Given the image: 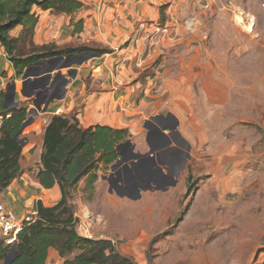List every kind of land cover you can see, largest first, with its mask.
Here are the masks:
<instances>
[{
  "label": "rangeland",
  "instance_id": "1",
  "mask_svg": "<svg viewBox=\"0 0 264 264\" xmlns=\"http://www.w3.org/2000/svg\"><path fill=\"white\" fill-rule=\"evenodd\" d=\"M196 1L208 12L199 16L201 20L207 17L206 22L197 21L191 26L190 18L200 12L196 7L192 9L195 14H184L185 18L180 19L177 26H166L167 6H160L157 23L136 24L127 39L113 48L115 63L112 71L103 67L108 56L93 58L76 67L79 77L75 96L79 97V103L70 114L79 115L86 106L93 109V101L110 92V79L117 80L119 73L126 70V79L116 85L123 87V93H120L123 100L136 104L145 99L166 100L169 95L167 85L173 86L174 83L178 84L177 96H182V82H190L188 90L191 94L187 92L186 95L197 105V110L202 113V123L209 128L211 135L216 133L217 136V141H207L202 148L198 147L189 163L187 181V172H184L177 191L143 192L145 197L155 193L164 199L172 198L171 204L165 205L164 213L156 211L143 217L142 213L131 208L132 213L113 216L114 210L108 208L106 214L113 220L110 225L113 230L95 220L94 234L111 233L118 250L136 264H263L264 0H219L220 10L224 13L221 17L223 25L233 22L242 36L232 29L215 27L217 13L214 16L210 13L215 10L212 0ZM205 27L208 30L203 31ZM194 34L201 39L195 44L200 46L204 42L200 52L190 48L195 47L189 40ZM192 57L201 60L192 63V76H188L181 69V59ZM178 67L182 71L180 76L176 74ZM212 68L228 73L231 86L226 85L227 92L208 94L207 98V94L200 92L201 84L194 81L197 79L194 73ZM215 96L219 99L211 100ZM99 110L103 119V109ZM221 143L224 152H215L216 144ZM229 150L233 151L229 153ZM114 163L101 164L97 170L98 179L102 173L105 179L113 174L111 167ZM228 177L233 178L230 190H222L221 180ZM88 184L86 178L81 187L87 188ZM115 188L113 196L120 197ZM95 193L94 197L99 199L106 192L100 189ZM199 202H204V206ZM203 207L206 212L201 211ZM217 210L222 212L221 216L216 214ZM3 244L7 246L6 243L0 246ZM77 253L76 248L69 257L73 258ZM63 259L59 262H64ZM4 263L5 260L0 259V264Z\"/></svg>",
  "mask_w": 264,
  "mask_h": 264
},
{
  "label": "crops",
  "instance_id": "2",
  "mask_svg": "<svg viewBox=\"0 0 264 264\" xmlns=\"http://www.w3.org/2000/svg\"><path fill=\"white\" fill-rule=\"evenodd\" d=\"M81 1L85 4L84 8L73 15L53 14L50 10H42L41 8L35 6L34 11L39 15V23L35 31V43L37 45L54 43L58 46H65L78 45L72 42L79 41L83 42L79 44L108 45L106 47L113 49L116 45L127 39L136 24H141L143 22L149 24V21L157 23L160 17V6L164 5L167 6L166 12L168 15L166 26H177L179 24V20L185 18L184 14L191 16L194 13L192 9H195L196 7H199L200 12L198 14L194 13L196 16L192 15L191 18L189 17L192 22L191 26L196 25L197 21L206 22L208 20L207 17H205L204 20L199 18V16H201L200 14L206 15L208 12L203 10L202 6L200 7L196 0ZM212 1L215 10L210 13L214 16L216 13L218 14L217 10H220L219 3L221 4V2H219V0ZM217 14L215 16L216 28L219 27L220 30H223V28H227L229 30L232 29L236 31L238 36H242L240 29L234 26L233 22H228L229 24L223 25L224 21L221 20V17L224 14L223 11L220 10L219 15ZM80 19L84 21V25L83 30L78 32L75 31L76 28L73 24V20L77 22ZM250 26L251 24L249 27ZM21 29L22 27H17L14 34L18 35ZM202 30L204 31L208 29L205 27ZM205 35L207 36V34ZM199 37L200 36H195L194 34V36L190 37L189 40L195 44L198 40L201 42ZM249 39H251V34H249ZM171 41H174V38H172ZM203 41L206 42L205 36ZM203 44L204 42L201 43L200 46L195 44V47L190 48L193 51L200 52L199 49L203 46ZM106 56L109 58L105 60L103 67L106 70L109 69L112 71L115 63V57H113L112 53L104 54L100 57L97 56L95 58L102 59ZM181 60V69L186 72H184L186 75L192 76V63H196L197 60L200 61L201 59L192 57L186 58V60ZM74 67L76 68L77 66ZM167 70L168 69H166V72ZM67 71V69H64L63 73H66ZM176 74L179 76L182 74L179 67L177 68ZM22 76L23 75L18 76L13 62L8 56L4 46L0 43V100L2 102L7 86L10 83L15 82L17 92L15 101L21 102L20 106L27 107L29 112V110L33 108L34 103L33 98H27L21 92L23 89ZM126 76L127 72L126 70H123L119 73V78L117 80L115 78H111L110 85H112V88L109 90L110 92L107 93L106 97L101 98L98 101H93L95 104L92 105L93 109H88V106L83 107L81 109V114L78 115L80 122L83 127L100 124L118 129H127L130 134L129 140L131 141V145H133V147L135 146L134 152L142 154L151 153V157L154 156L155 158L157 154L164 155V165L159 164L158 161L156 167H164V170H166L165 172H167L168 169L175 170L174 177L178 182L176 186H172L169 189H159L153 191L157 192L166 190L163 191L166 193H168L170 189L177 191L180 178L184 172H187V181L189 163L193 161L192 159L195 157L196 150L202 148L204 146V142L206 143L207 141L213 140L217 141L216 133L215 136L211 135L209 128L202 123V113L199 112V109L197 110V105L186 95L187 92H190L189 94H191V91L188 90L189 87L191 88L190 82H182L184 83L182 84L184 94L182 96H177L176 87L178 84L174 83L173 86L171 84L167 85V92H169V95L166 100L145 99L136 104L129 101L127 102L125 99L123 100V95H120V93H123V87L116 85V83L122 84L126 79ZM78 77L79 72L77 77L68 86L69 90L65 99L53 101L47 112L40 113L35 116L33 123L27 126L22 133V138H25L26 140V144L23 146V164L25 172L22 176L15 179L2 192L5 204L17 214L18 218L26 219L27 216H33L35 218L37 215L36 204L38 201H42L45 206H54L62 198V192L58 185L52 188H45L39 183L36 176L42 162L45 127L53 115L70 114L79 103V97L75 96ZM194 77L197 78L194 81L201 84L200 92L207 94V98L208 94L211 96H213L212 94L218 92L223 94L227 92L226 85L231 86L229 74L220 68L206 69L204 72H195ZM216 99L218 100L219 97H211V100ZM99 109H103L105 115L103 119L100 118ZM153 118L157 119L153 120ZM149 123L159 129H161L165 124L171 127L176 126V129H174L173 135H171L167 129L163 130V133L165 134L164 136L167 138L162 137L161 145H158L157 136L149 135ZM219 141L221 142L222 139ZM223 150L224 147L222 143L218 145L216 144L215 152L221 153L224 152ZM232 151L233 150H229V153ZM215 152H212V154ZM219 162L221 163L222 160ZM126 163L128 162H124L121 167L126 166ZM156 167L153 166L152 168L155 169ZM223 169L224 168L222 167L221 171ZM104 176L105 174H100L99 179L95 181V185L93 184V187L87 188L81 187L86 178L82 179L75 193L74 203L76 206V215L80 218L78 231L84 237L94 239L106 237L113 239L111 233L94 234L93 230L95 220L102 221L101 225H106L110 231L113 230L110 227V225L113 224V220L109 217V214H106L108 208H111L112 211L114 210L113 216H116L118 213H132L133 211L131 208H134L136 213L140 212L144 217L152 215V213L156 211L164 213L165 205L168 206V204H171L170 200H172V198L170 197L169 199L165 198V200L161 196H156L155 193L149 195L148 197L143 196V192L147 190L139 191L140 193H138L141 194V196L140 198L135 199V197L139 195L138 193L135 196L132 194V196L128 193H122L119 189L115 188L116 194L119 193L120 195L118 196L120 197H114L112 193L114 190L107 178L105 179ZM221 181L223 184L222 190L229 191L230 183L233 182V178H223ZM102 183H104L106 187ZM120 186L125 187V182L121 181ZM100 189H103L106 193L105 196L100 195L101 197L98 199V197L94 196L96 194L95 192ZM148 191L152 190L149 189ZM199 203L202 205L204 204V202ZM174 204L176 205V201ZM109 205H111V207ZM111 209H109V211H111ZM201 211L206 212L204 207ZM216 214L221 216L222 212L217 210ZM149 222L152 223V221ZM1 240L2 239L0 237V243L2 242ZM60 259L63 258L59 255L57 250L51 248L45 264H63L64 262H59Z\"/></svg>",
  "mask_w": 264,
  "mask_h": 264
},
{
  "label": "trees",
  "instance_id": "3",
  "mask_svg": "<svg viewBox=\"0 0 264 264\" xmlns=\"http://www.w3.org/2000/svg\"><path fill=\"white\" fill-rule=\"evenodd\" d=\"M35 6L53 14L73 15L85 4L81 0H0V43L18 76L43 59L84 52H93L100 57L114 52L99 44L37 45L35 31L39 15L34 11ZM73 24L75 31L83 30V20H73ZM17 27L22 29L15 35ZM1 110L11 113L0 128V192H3L25 172L23 145L19 139L29 112L23 106L6 109L2 103ZM129 136L127 129L108 125L83 127L76 113L51 117L45 127L42 162L36 177L45 188L58 185L62 198L54 206L37 202V215L32 222H25L20 231L15 243L19 254L11 264H45L51 248L64 258L63 264H136L118 250L112 238L82 236L78 231L80 218L76 216L74 203L80 181L88 178V186L93 187L98 179L99 166L114 163L119 158L118 146L128 141ZM13 246L1 245L0 259L5 260ZM76 248L78 253L70 258V253Z\"/></svg>",
  "mask_w": 264,
  "mask_h": 264
},
{
  "label": "water",
  "instance_id": "4",
  "mask_svg": "<svg viewBox=\"0 0 264 264\" xmlns=\"http://www.w3.org/2000/svg\"><path fill=\"white\" fill-rule=\"evenodd\" d=\"M97 57L93 52H84L80 55L77 53H72L67 56L61 55L49 59H43L29 66L25 73L23 74V89L22 94L27 98H33L34 107L29 110V118L24 122L20 130V134L23 133L25 128L33 123L34 117L40 113L47 112L50 104L55 100H64L68 93V86L71 84L73 79L77 76V68L74 66H81L88 60ZM67 69V73H63V70ZM16 84L15 82L10 83L7 86L6 93L3 99V106L6 109L19 107L21 102H16ZM157 118H153L155 120ZM150 124V123H149ZM149 135L157 136L158 145H161L162 137H165L163 130L167 129L171 135L174 133L176 126L163 125L161 129L154 125H148ZM18 137V136H17ZM19 141L24 146L26 144L25 138H20ZM133 145L131 141L121 143L118 146V151L120 154L119 159L112 165V170L116 171L117 167L123 162V160H128L126 166L130 169L133 180L136 181H158L162 175H165L164 167L157 166L158 161L154 156L151 157V153L142 154L134 152ZM128 149L130 156H125V150ZM155 166L156 168H152ZM175 179V178H174ZM110 181V180H109ZM111 183V181H110ZM177 183L175 179L172 183L174 186ZM112 186V183H111ZM115 186H112V189ZM117 188V187H116ZM146 189H153L151 187H145ZM157 189V188H156ZM140 193V192H139ZM139 194L135 199L140 198ZM11 254L6 255L4 264H11L13 259L19 254L16 248V244L12 247ZM11 256H14L11 258Z\"/></svg>",
  "mask_w": 264,
  "mask_h": 264
},
{
  "label": "flooded vegetation",
  "instance_id": "5",
  "mask_svg": "<svg viewBox=\"0 0 264 264\" xmlns=\"http://www.w3.org/2000/svg\"><path fill=\"white\" fill-rule=\"evenodd\" d=\"M125 156H127V157L130 156L128 149L125 150ZM155 156H156V154H155ZM156 160L159 161V164L164 165V155L157 154ZM126 161L127 160H125V162ZM126 164H128V163H126ZM121 166H122V164L120 165V167ZM120 167L118 168L117 171H113V174H111L108 177L109 179L107 178V180L112 181V186L117 187V189H119L122 193H128L130 195H132V194L136 195L139 191H143L145 187H151V184H152V188H153L151 190L169 189L170 187L173 186L172 183L175 180L174 179L175 178L174 177V175H175L174 171L175 170L168 169L167 172H165V175H162V177L156 182H152V180L139 182V181L133 180L132 175H131L132 173H130V169L127 166H124L121 168ZM164 171H166V170H164ZM121 181L125 182V184H126L125 187L120 186ZM176 185H177V183L174 186H176ZM146 190H149V189H146Z\"/></svg>",
  "mask_w": 264,
  "mask_h": 264
},
{
  "label": "built area",
  "instance_id": "6",
  "mask_svg": "<svg viewBox=\"0 0 264 264\" xmlns=\"http://www.w3.org/2000/svg\"><path fill=\"white\" fill-rule=\"evenodd\" d=\"M229 5H232V3ZM1 103L0 100V128L4 121L11 116V113L6 114L1 110ZM33 219V216H27L24 221H20L16 213L5 204L2 192H0V237L3 243L14 245L18 240L20 231L24 228L25 222H32Z\"/></svg>",
  "mask_w": 264,
  "mask_h": 264
}]
</instances>
